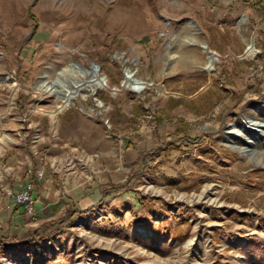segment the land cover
Returning <instances> with one entry per match:
<instances>
[{
	"label": "rangeland",
	"instance_id": "rangeland-1",
	"mask_svg": "<svg viewBox=\"0 0 264 264\" xmlns=\"http://www.w3.org/2000/svg\"><path fill=\"white\" fill-rule=\"evenodd\" d=\"M7 1L0 202L27 166L54 200L0 224V264H264V136L245 123H264V0ZM73 61L118 91L58 110L40 85L68 86ZM126 69L150 84L122 88Z\"/></svg>",
	"mask_w": 264,
	"mask_h": 264
},
{
	"label": "bare ground",
	"instance_id": "bare-ground-1",
	"mask_svg": "<svg viewBox=\"0 0 264 264\" xmlns=\"http://www.w3.org/2000/svg\"><path fill=\"white\" fill-rule=\"evenodd\" d=\"M201 48L206 53V65L204 68L210 69L211 64L216 59L217 54L214 52H209L207 48V44L205 42L201 43ZM254 50L255 49H254L252 42L248 41L245 52L253 53ZM59 74L62 76H65V78L67 77L71 81L68 86L63 85V84L53 86V85H48L45 83L40 85L42 90H45L46 92L51 93L60 99L58 110L61 108L67 107L70 101L72 100V98L76 96L85 98L86 94L84 93L85 92L84 90H89V92H94L96 88L109 87L107 83L106 75H99L97 69L93 67L85 68L75 61L71 62L70 65H67L64 68H61L59 70ZM148 84H150L148 81H144V80L137 78L134 75L133 71L126 69L124 80L122 81L121 87L130 88L135 91H140ZM109 89L112 92H115L116 90L118 91L117 87H109ZM97 104L100 106L101 101L98 100ZM55 112L56 110H53L50 112V114L53 115ZM245 123H247V126L249 128H251L252 126H255L260 131H264L263 126L259 125L261 122L257 120L250 119L248 121H245ZM254 137L258 138V133L254 134ZM2 142H3V139H0V144H2Z\"/></svg>",
	"mask_w": 264,
	"mask_h": 264
},
{
	"label": "crops",
	"instance_id": "crops-1",
	"mask_svg": "<svg viewBox=\"0 0 264 264\" xmlns=\"http://www.w3.org/2000/svg\"><path fill=\"white\" fill-rule=\"evenodd\" d=\"M22 181L21 182L19 181V182L22 183ZM33 182L34 183H33L32 194H34V192H35V195H33L35 197L34 206H35V210L37 212V219L42 221L45 218H47L48 216H51V210L49 208V204H51L54 200L53 193H52V189H51L50 185L48 184V180L46 179V177H44L41 180H37V181L34 180ZM40 189H41V191H40ZM37 190L40 191V195H37ZM22 215H23V212H22L20 207L15 205L11 200H8L6 198L2 199V201L0 202V224L1 225H5V227H6L7 222H8L9 224H11V226L13 228H15L18 225H20V226L26 225L27 226L28 225L27 222L19 219V217H21ZM26 226H25V228H21L20 230L26 231L27 230ZM47 245L49 246L50 244H47ZM7 246L10 247L9 248L10 251L21 250V247H18L16 245L11 246L10 244H7ZM52 246H54V245H52ZM44 248L46 251L49 250V248L43 247V249ZM51 257H53V256H51ZM48 259H50V256H48Z\"/></svg>",
	"mask_w": 264,
	"mask_h": 264
},
{
	"label": "built area",
	"instance_id": "built-area-1",
	"mask_svg": "<svg viewBox=\"0 0 264 264\" xmlns=\"http://www.w3.org/2000/svg\"><path fill=\"white\" fill-rule=\"evenodd\" d=\"M42 175V171L33 166H27L25 169V176L27 179L18 188H5V196L10 198L15 205L21 208V210L31 219L36 218L37 212L35 210V197L32 194L33 190V178H39Z\"/></svg>",
	"mask_w": 264,
	"mask_h": 264
},
{
	"label": "water",
	"instance_id": "water-1",
	"mask_svg": "<svg viewBox=\"0 0 264 264\" xmlns=\"http://www.w3.org/2000/svg\"><path fill=\"white\" fill-rule=\"evenodd\" d=\"M191 21V20H190ZM90 67H93V68H95V69H97V65L95 64V63H90ZM122 84V80H121V82H120V85ZM97 101H98V99H97ZM260 126H264V123H260L259 124ZM255 132H257L258 133V138H259V140H261L260 138L261 137H263L264 136V133H263V131H259V129L257 128V127H255V126H252L251 127ZM247 133V132H246ZM248 135H249V133H247ZM251 135V134H250ZM249 135V136H250ZM251 137V136H250ZM229 143L231 144V146H233V147H236L233 143H232V141L231 140H229Z\"/></svg>",
	"mask_w": 264,
	"mask_h": 264
},
{
	"label": "trees",
	"instance_id": "trees-1",
	"mask_svg": "<svg viewBox=\"0 0 264 264\" xmlns=\"http://www.w3.org/2000/svg\"><path fill=\"white\" fill-rule=\"evenodd\" d=\"M33 31H34V24H32L31 31L29 32V34L31 35ZM129 264H132V263H129Z\"/></svg>",
	"mask_w": 264,
	"mask_h": 264
}]
</instances>
